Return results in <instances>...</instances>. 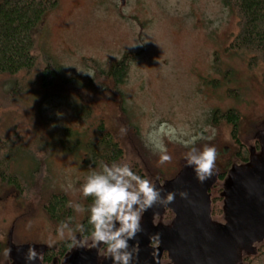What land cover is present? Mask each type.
I'll use <instances>...</instances> for the list:
<instances>
[{
	"label": "rangeland",
	"instance_id": "374dc122",
	"mask_svg": "<svg viewBox=\"0 0 264 264\" xmlns=\"http://www.w3.org/2000/svg\"><path fill=\"white\" fill-rule=\"evenodd\" d=\"M237 33V18L222 0H57L33 32L34 69L0 78V152H14L7 172L18 182H0V264H26L30 247L43 254L69 241L58 238L43 204L61 192L70 204L84 206L86 153H67L58 142L65 129L84 142L95 139L100 123L122 148L116 163L130 164L163 189L162 196L187 191L201 198L209 247L234 229L226 210L230 191L239 176L264 165V64L252 66L246 54L230 49ZM123 56L133 57L124 83L115 87L95 77L92 64L107 71ZM53 63L60 73L45 87L42 72ZM69 79L75 85L63 83ZM82 107L89 114H80ZM228 110L239 116L237 139L246 162L230 125L219 118ZM200 135L205 139L195 147L210 144L218 152L214 175L203 184L185 166L189 149L182 143ZM161 146L170 163H159ZM174 206L146 211L137 238L170 234L177 222ZM73 214L75 229L84 212ZM75 235L84 247H73L61 264H112L103 245L92 247L90 239ZM261 242L229 237V264H250ZM138 248V260L154 259L155 252L156 264H187L195 247L189 243L173 255L147 238Z\"/></svg>",
	"mask_w": 264,
	"mask_h": 264
},
{
	"label": "trees",
	"instance_id": "16d2710c",
	"mask_svg": "<svg viewBox=\"0 0 264 264\" xmlns=\"http://www.w3.org/2000/svg\"><path fill=\"white\" fill-rule=\"evenodd\" d=\"M226 9L230 10L237 18L238 33L230 45V49L235 52L244 53L249 57L250 65L264 64V0H222ZM57 6V0H0V78H14L21 73H28L35 67V57L33 55L34 41L33 32L42 23L44 17ZM131 56H123L117 63L113 64L107 71L97 70V66L92 64L96 70L95 77L101 81H111L117 87L124 83L127 77ZM60 73L57 66L49 65L42 72V83L45 87H50ZM63 83L75 85L74 79H69ZM93 83V81H92ZM92 86V85H91ZM98 88L100 89L101 85ZM80 114L87 113L83 107ZM216 113L214 112V116ZM221 121L230 125L234 141L238 144V156L242 161H247L244 156L243 145L237 139L239 116L236 112L228 110L219 114ZM65 140L59 141L61 149L67 153L74 154L79 150L86 153L85 167L86 176L101 170L103 164H112L120 161L123 151L119 142L109 133L103 125L97 128L95 139L84 142L80 134L65 129ZM0 152V182L10 186L18 187L17 179L14 175L8 174V163L13 159L12 149L9 147L3 154ZM38 165H36L35 172ZM226 173H221L218 180L222 181ZM86 177V178H87ZM86 181V179H85ZM83 183L80 184L82 186ZM84 217L80 224L85 227L84 233H80L81 238H88L91 226L88 224L87 209L92 203V198H84ZM43 210L48 220L56 227L61 222L71 218L70 226L73 225L74 214L70 207L69 200L65 193L52 192L43 204ZM70 241H62L56 248L45 249L42 254L44 264H61L64 257L72 249L68 247ZM258 248V255L250 264H264V239Z\"/></svg>",
	"mask_w": 264,
	"mask_h": 264
},
{
	"label": "clouds",
	"instance_id": "9594fccd",
	"mask_svg": "<svg viewBox=\"0 0 264 264\" xmlns=\"http://www.w3.org/2000/svg\"><path fill=\"white\" fill-rule=\"evenodd\" d=\"M197 139L205 137L200 135L182 141L184 147L189 149L184 159L185 166L191 167L197 181L203 184L214 175L218 152L210 144H205L202 148L195 147ZM159 151V163H170L172 156L167 149L161 146ZM162 191L151 180L134 172L128 163L103 164L100 171L90 174L81 186V192L84 198H92L87 209L88 224L91 226L88 239L92 242L91 246L103 245L112 264H138L139 242L130 245L129 241L136 240L143 231L141 224L145 212L154 206L167 208L175 202L177 195L192 203L187 191L167 192L163 196ZM70 207L77 213L86 211L80 203L70 204ZM70 222L71 218L58 225V238L64 240L67 237L70 241L69 248L84 247V241L77 239L75 235V232L84 233V225L78 224L73 229ZM149 241L150 244H159L161 234L150 235ZM155 255L154 252V258ZM24 258L26 264H35V261L42 259V254L30 247Z\"/></svg>",
	"mask_w": 264,
	"mask_h": 264
},
{
	"label": "water",
	"instance_id": "95a60500",
	"mask_svg": "<svg viewBox=\"0 0 264 264\" xmlns=\"http://www.w3.org/2000/svg\"><path fill=\"white\" fill-rule=\"evenodd\" d=\"M189 193V199L182 200L176 196L173 210L176 214V225L170 234H161L158 244L161 251L178 255L189 243L194 245L192 254L189 255L187 264H214L217 252V264H229L227 240L232 235H239L241 240L251 243L264 239V167L248 175L239 176L230 191V201L226 208L231 219L238 226L219 235L218 243L211 247L208 245V226L206 221V208L199 196ZM153 235V234H151ZM137 238V241H145L149 238ZM138 264H156L154 258H142Z\"/></svg>",
	"mask_w": 264,
	"mask_h": 264
},
{
	"label": "flooded vegetation",
	"instance_id": "af4514ba",
	"mask_svg": "<svg viewBox=\"0 0 264 264\" xmlns=\"http://www.w3.org/2000/svg\"><path fill=\"white\" fill-rule=\"evenodd\" d=\"M263 167H264V165L260 166L258 169H261V168H263ZM258 169H255L254 171H256V170H258ZM254 171H253V172H254ZM223 180H224V179H223ZM223 180H222V181H223ZM230 218H231V217H230ZM240 220H241V219L239 218L237 224L233 221L234 224H235V226H238V225H239ZM157 246H158V244H157ZM217 256H218V255H217V252H216L215 259H214V262H213L214 264H217V263L219 262Z\"/></svg>",
	"mask_w": 264,
	"mask_h": 264
},
{
	"label": "bare ground",
	"instance_id": "6f19581e",
	"mask_svg": "<svg viewBox=\"0 0 264 264\" xmlns=\"http://www.w3.org/2000/svg\"><path fill=\"white\" fill-rule=\"evenodd\" d=\"M196 183H197V181H196ZM194 188V187H193ZM196 188V187H195Z\"/></svg>",
	"mask_w": 264,
	"mask_h": 264
}]
</instances>
